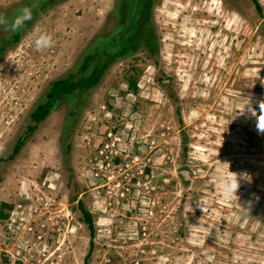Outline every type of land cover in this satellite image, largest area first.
<instances>
[{"label": "rangeland", "instance_id": "obj_1", "mask_svg": "<svg viewBox=\"0 0 264 264\" xmlns=\"http://www.w3.org/2000/svg\"><path fill=\"white\" fill-rule=\"evenodd\" d=\"M24 1L0 0V17ZM114 1L54 4L0 59V264H264V132L250 111L264 102V0H153L157 54L115 61L74 128L62 105L27 133L43 89L111 28ZM37 31L51 47L35 48ZM229 171L238 197L219 187Z\"/></svg>", "mask_w": 264, "mask_h": 264}, {"label": "trees", "instance_id": "obj_2", "mask_svg": "<svg viewBox=\"0 0 264 264\" xmlns=\"http://www.w3.org/2000/svg\"><path fill=\"white\" fill-rule=\"evenodd\" d=\"M61 1L25 0L19 6L20 12L13 9L17 13L15 18L21 15L22 10L26 7L31 9L32 17L17 30L11 28L15 18L10 20L5 15V20H9V33L0 36V59L10 46L20 41L23 34L31 28L41 14ZM114 3V9L107 20L108 23L112 22L111 28L97 34L74 67L52 80L36 98L37 100L32 105L27 117L29 122L26 123L28 124L27 133L34 131L41 122L62 105L67 108L64 130H67L69 126L74 128L77 123V115L84 106L89 104L90 94L115 61L124 60L140 51L150 55L157 54V35L151 20L153 0H115ZM136 82L135 77L129 78L130 87L135 89ZM69 136L72 138L68 133L64 140H67ZM22 144L23 141L19 139L12 149V155H9L10 158L20 152ZM71 146L72 142H69L68 148ZM79 207L83 213V221L88 225L92 239H94L95 223L92 215L81 202ZM0 217H4L3 213Z\"/></svg>", "mask_w": 264, "mask_h": 264}, {"label": "clouds", "instance_id": "obj_3", "mask_svg": "<svg viewBox=\"0 0 264 264\" xmlns=\"http://www.w3.org/2000/svg\"><path fill=\"white\" fill-rule=\"evenodd\" d=\"M32 12L30 8H24L21 15H19L11 24L12 30H17L24 25V23L30 20ZM7 22L3 17H0V25H5ZM32 43L37 50L47 49L52 46L53 40L51 35L44 31H37L33 35ZM261 114L257 116L254 109H250L251 115L255 117L257 127L260 131L264 132V102L260 104ZM227 164V163H224ZM243 179L247 180V174L243 175ZM218 184L221 192L225 197L237 196V191L240 187V180L238 174L231 171L228 174L218 178ZM244 208V207H243ZM246 209V208H245Z\"/></svg>", "mask_w": 264, "mask_h": 264}, {"label": "built area", "instance_id": "obj_4", "mask_svg": "<svg viewBox=\"0 0 264 264\" xmlns=\"http://www.w3.org/2000/svg\"><path fill=\"white\" fill-rule=\"evenodd\" d=\"M111 146H113V144H111ZM111 146L109 144H107L106 147H105V149H104V151H102L103 155H105L107 157V159L110 158L109 160H111V159L114 158L113 157V155H114L113 150L110 149Z\"/></svg>", "mask_w": 264, "mask_h": 264}]
</instances>
